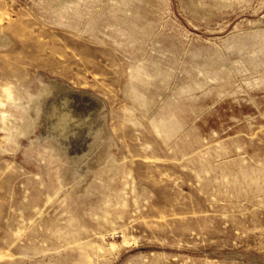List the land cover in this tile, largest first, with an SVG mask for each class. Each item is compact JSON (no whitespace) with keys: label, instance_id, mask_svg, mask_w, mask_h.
<instances>
[{"label":"rangeland","instance_id":"1","mask_svg":"<svg viewBox=\"0 0 264 264\" xmlns=\"http://www.w3.org/2000/svg\"><path fill=\"white\" fill-rule=\"evenodd\" d=\"M0 264H264V0H0Z\"/></svg>","mask_w":264,"mask_h":264}]
</instances>
